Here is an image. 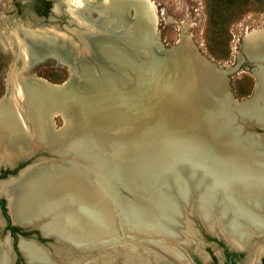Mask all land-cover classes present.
<instances>
[{
	"label": "bare ground",
	"instance_id": "obj_1",
	"mask_svg": "<svg viewBox=\"0 0 264 264\" xmlns=\"http://www.w3.org/2000/svg\"><path fill=\"white\" fill-rule=\"evenodd\" d=\"M104 1L109 6H92L86 0H67V3L72 17L79 24L93 29L95 25L86 17L90 11L110 17V23L113 19L120 22L122 17V4ZM135 10L137 16H142L148 24L151 18H158L152 0H140ZM103 22L107 27L110 24L106 19ZM136 27L140 30L139 23ZM20 28L10 30L8 34L5 32L7 38L3 34L4 37H0L2 50L22 62L20 68L12 70L8 94L0 104V164L4 161L12 164L21 156L34 154L38 147L44 145L59 149L58 146L64 144L59 142L67 137L71 139L67 151L78 153L85 149L87 140L73 139L77 135L83 139L88 129L95 132L97 143L113 147L112 158L114 156L118 163L125 160L122 147L131 152L138 151L137 159H126L124 163L129 176H134L139 182L147 179L169 154L196 151L208 158L219 159L220 167L225 165L241 173L236 178L231 177L227 189L223 188L228 200L224 208L230 219H220L221 215L212 211L215 205H206L201 213L205 224L209 228L220 227L223 234L228 231V238L240 247L249 244L255 235L264 233V141L251 136H237V129L223 131L221 120L215 118V114L213 117V113L216 108L214 100L227 95V79L211 62L198 56L186 36H182L183 53L174 54L162 78H155L143 91L135 93L137 84L132 81L133 67H122L128 70L126 76L132 84L124 79L126 76L119 80L105 72L99 88L102 90L88 98L81 85L58 87L41 78L28 76L35 66L47 61V55L57 51L59 39L69 40L66 34ZM256 31L248 34L243 42L245 54L250 57L264 55V28ZM81 34L78 32L77 35ZM14 47L18 51L15 52ZM61 58L64 63L65 59ZM187 62L190 63L188 67ZM15 64L17 66V61ZM76 73L72 70L73 77L77 76L78 80H90ZM202 75L206 77L199 84ZM255 75L257 88L245 114L252 116L253 122L264 128V67ZM92 101L99 104L91 107ZM57 116L65 122L59 131L55 126ZM111 131L117 136H125L110 138L107 133ZM163 133L168 134L164 139ZM179 140L181 142L175 143ZM62 151L66 152L65 149ZM83 168L74 162L46 160L25 170L18 179L3 183L1 194L8 198L14 220L25 225H39L44 235L55 236L57 242L64 246L56 251H150L144 238L124 237L129 236V230L125 229L123 234L118 229L112 206L100 190L89 183ZM218 182L220 180L216 181V189ZM235 190L241 196H237ZM154 201L155 198H151V202ZM155 204L157 206L152 207L158 209L134 214V218L140 216L138 226H144L130 229L133 235L143 237L138 233L148 234V240L161 243L164 236H176L168 233L169 230H181L186 226L188 229L190 221L184 211L185 225L173 221L163 226L157 218L161 215L168 217L173 208L178 215L179 210L170 200L160 199L159 204L154 202L151 205ZM184 234L175 239L184 242ZM158 238L161 240H155ZM157 245L161 251H169L163 245ZM22 249L33 253L46 251L26 242Z\"/></svg>",
	"mask_w": 264,
	"mask_h": 264
},
{
	"label": "water",
	"instance_id": "obj_2",
	"mask_svg": "<svg viewBox=\"0 0 264 264\" xmlns=\"http://www.w3.org/2000/svg\"><path fill=\"white\" fill-rule=\"evenodd\" d=\"M53 1L54 6L52 15L48 21L53 22V19L56 17L63 16L69 19L68 23L70 26H74V29L63 28V30L67 32L66 36L69 40L59 39L56 46L57 51H52L53 53L46 56L47 62L65 66L69 70L70 75L68 80L62 85L56 84L58 87H65L69 84L81 85L80 87L82 88L83 94H86L87 97L90 98L102 90L99 88L103 83V74L105 72L122 80L121 78H124L128 73V70L125 71L124 69L132 66L133 71L131 73L134 77L132 81L137 84L135 93H139L148 87L155 78H162L165 70L169 68L171 58L174 54L183 53L182 38L172 46L162 41L158 29L159 17H156V19L151 18L148 24L143 20L142 16H137L135 6L140 0L110 1L111 4L116 2L122 4V17L119 19L121 23L114 19L110 23V17L101 15L97 11L88 12L86 17L91 24L95 25L93 29L88 28L86 25L79 24L76 19L72 17L71 9L66 1ZM86 1H90L89 4L92 6H99L100 8L109 6L108 4L105 5L104 0ZM105 19L106 22L109 21L110 23L108 27L103 22ZM138 23L140 25V30H137L136 27ZM56 31H58L57 28ZM78 32L82 34L77 35ZM144 33L145 36L143 35ZM16 49L17 47H14L13 50L16 52L18 51V49ZM2 52L8 53L7 51ZM240 54L241 58L238 64L234 66L217 65L206 58L215 68L221 70L224 77L227 79V95L221 99L217 98V101L214 100L216 110L214 109L213 117L215 114V118L221 120L223 131L225 132L228 131L229 128H231V130L237 129V136H251L252 138H258L264 141V128L254 123L252 116H247V114H245L248 102L254 97L256 86L251 97L239 101L233 95L229 85L230 76L236 73L246 61L252 65L253 68L250 69V71L257 81L255 74L257 73L258 75V72L264 67V55L250 57V55L245 54L243 47ZM58 55L63 57L66 62L63 61L64 63H62V58L60 57V59ZM16 61L17 64L21 63L19 59H16ZM189 64L190 63L187 62L186 66L188 67ZM72 70L76 71L77 75H81L82 77L85 76L90 80L86 81L85 78L83 79L84 81L78 80L77 76L73 77ZM205 77L204 75L200 77L199 84H202V80H205ZM124 79L132 84L127 76ZM190 79L193 80L191 75ZM98 104L99 103L93 102L90 106H97ZM258 130L262 132H258ZM166 135L168 134L163 133L162 138L164 139ZM80 138L81 135L80 137L77 135L73 140L78 139L82 141L85 139L87 143L84 144L85 149L83 151H78V153L67 151V148L71 144V139L67 137L65 141L59 142L64 143L58 146L59 149H53L48 145H44L38 147L34 154L21 156L12 164L7 162L6 166H9L10 169L13 170L21 162H27L40 154H45L49 157L46 159H38L39 163L46 160L61 163L74 162L77 166L84 167L83 169L86 170V177L89 183L99 189L101 195L107 199L109 206H112L119 225L118 229L121 230L123 234H125V229L129 230V236L123 235L124 237L131 238L134 236L135 238H144L143 240L147 242L153 240L147 239L148 234L137 232L143 237L133 235L130 229L132 230L133 228L137 230L138 227L144 226H138L140 225V216H136L139 219L134 218V214H141V212L145 210L148 211L152 208L158 209L157 207H152L157 206V204H151L154 202H158L159 204L160 199L170 200L179 210L178 215L176 214L175 208H173V211L169 212L170 215L168 217L166 215L159 216L157 220L158 222L160 221L163 226L165 223L172 224L173 221H177L178 224L183 222L184 215H182V213L184 211V213L187 214L188 220L190 217H193L200 226L207 228L203 216H201L203 212L202 207L206 205H210L211 207L212 204L215 205V209L212 211L219 213V215H221L220 219H230L224 208L228 200L225 198L223 188L227 189L231 177L236 178L241 175L238 169L230 170L232 167L225 166L224 164V167H220L219 165L221 163L219 164V159L217 160L212 156L210 159L196 151L175 152L169 154L165 161L160 163L153 172L151 171L147 179L139 182L133 178L134 176H129L130 174L128 170H126V164L124 163L126 159H128V161L137 159L139 154L136 152L138 151L131 152L122 147L125 160L123 163H118L114 161V156L112 158V155H114L113 147L110 146V144H108V147L104 146L103 143H97L93 130L88 129L86 136L83 139ZM179 142L181 141L179 140L175 143ZM63 149L66 150L65 153L62 151ZM123 166H125V168ZM30 167L22 170L19 173V177ZM223 177H225V180ZM13 179L15 178H10V180ZM219 180V186H217L216 189L214 187L217 185L216 181ZM234 193L237 196H241L240 192L237 190H235ZM151 198H155V201L151 202ZM188 210L191 212H187ZM156 217L157 216H155V218ZM219 233L222 234L220 229ZM124 237L122 239H124ZM155 240L158 241L161 239L158 238Z\"/></svg>",
	"mask_w": 264,
	"mask_h": 264
},
{
	"label": "flooded vegetation",
	"instance_id": "obj_3",
	"mask_svg": "<svg viewBox=\"0 0 264 264\" xmlns=\"http://www.w3.org/2000/svg\"><path fill=\"white\" fill-rule=\"evenodd\" d=\"M53 6V0H0V29L5 28L7 34L19 27L28 30L22 28L19 21H13V17H8L11 12L24 18L28 16L34 24L40 25L49 20ZM6 8L12 11H7L3 18ZM5 162L0 164V264H264V233L255 235L249 244L240 247L228 238V231L223 234L220 227L209 228L206 223L207 228H203L198 222L197 225L190 222L188 229L186 226L168 231L176 236L185 233L184 242L167 235L168 238L164 236L161 243L150 240L148 246L151 250L145 253L56 251L60 248L55 246L58 244L55 236L44 235L39 225H25L14 220L8 198L1 194L2 184L10 181H7L8 173L13 172L6 166L8 161ZM181 223L185 225L184 221ZM25 242L46 251L25 252L22 249ZM157 244L169 251H161Z\"/></svg>",
	"mask_w": 264,
	"mask_h": 264
},
{
	"label": "rangeland",
	"instance_id": "obj_4",
	"mask_svg": "<svg viewBox=\"0 0 264 264\" xmlns=\"http://www.w3.org/2000/svg\"><path fill=\"white\" fill-rule=\"evenodd\" d=\"M64 1L67 2V0ZM152 1L156 6L159 17V34L165 44L169 46L175 45L184 35L189 39L195 52L202 60L207 62L210 60L217 65L234 66L238 64L242 47H244L243 42L248 34H255L258 32L256 30L264 28V0H240L235 5H229V9L225 7L226 5L223 2L219 3L218 0ZM9 10L6 8L3 11V18L6 17ZM8 17H13V21H19V25L28 30H48L50 32L56 31L57 28L58 31L56 32L66 34L67 32L63 28L74 29V26L72 27L68 23L69 19L63 16L56 17L53 22L43 21L40 25L34 24L33 20L28 16L24 18L13 12L9 13ZM2 34L6 35L3 27L0 29V37L3 36ZM213 50L220 54L228 53L227 60L215 59L212 54ZM2 51L0 46V104L8 94V80L12 70L22 66V62L16 66V60L12 54ZM252 68V65L246 61L236 73L230 76L229 85L231 91L239 101L251 97L254 93L258 80L256 81V78L251 73L250 69ZM69 75L67 67L46 61L44 64L41 63V65L35 66L28 76L41 78L54 85H62L68 80ZM62 120L61 116H57L55 119L57 131L65 126V122ZM258 132L262 131L258 130ZM107 134H109L110 138L117 136L114 131ZM124 136L122 134V136L117 137L121 138ZM48 157V155L40 154L27 162H21L17 169L15 168L12 170L13 172L8 173L7 181L10 178H19V173L22 170L39 163L38 159H46ZM189 221L194 222L196 225L198 224L193 217H190ZM55 246L64 248L59 242Z\"/></svg>",
	"mask_w": 264,
	"mask_h": 264
},
{
	"label": "trees",
	"instance_id": "obj_5",
	"mask_svg": "<svg viewBox=\"0 0 264 264\" xmlns=\"http://www.w3.org/2000/svg\"><path fill=\"white\" fill-rule=\"evenodd\" d=\"M219 3L223 2L224 5H226L225 7H227L229 9V5H235L236 3L240 2V0H218ZM223 5V6H224ZM213 57H215V59L218 60H227L228 58V53L227 54H220L215 52L214 50L212 51Z\"/></svg>",
	"mask_w": 264,
	"mask_h": 264
}]
</instances>
